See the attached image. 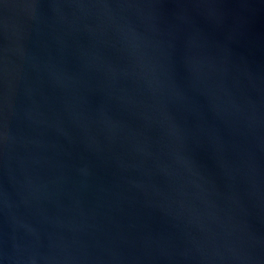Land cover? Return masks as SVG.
Masks as SVG:
<instances>
[{"label": "water", "instance_id": "1", "mask_svg": "<svg viewBox=\"0 0 264 264\" xmlns=\"http://www.w3.org/2000/svg\"><path fill=\"white\" fill-rule=\"evenodd\" d=\"M0 264H264V0H0Z\"/></svg>", "mask_w": 264, "mask_h": 264}]
</instances>
